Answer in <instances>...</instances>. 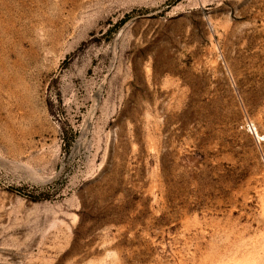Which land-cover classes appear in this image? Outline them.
Instances as JSON below:
<instances>
[{
    "label": "rangeland",
    "instance_id": "1",
    "mask_svg": "<svg viewBox=\"0 0 264 264\" xmlns=\"http://www.w3.org/2000/svg\"><path fill=\"white\" fill-rule=\"evenodd\" d=\"M0 264H264V0H0Z\"/></svg>",
    "mask_w": 264,
    "mask_h": 264
}]
</instances>
